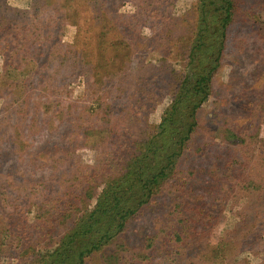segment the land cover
I'll return each mask as SVG.
<instances>
[{
	"label": "rangeland",
	"instance_id": "rangeland-1",
	"mask_svg": "<svg viewBox=\"0 0 264 264\" xmlns=\"http://www.w3.org/2000/svg\"><path fill=\"white\" fill-rule=\"evenodd\" d=\"M0 1L28 12L27 19L22 12L10 9L6 13L1 8L14 21L4 34L6 52L0 53V185L7 180L2 186H8L14 180L12 185L18 192L32 199L28 203L38 202L43 198L33 190L38 181H43L48 190H77L81 176L92 167L98 166L99 170L118 144L138 141L156 128L185 72L196 0H171V4L170 0H153L151 6L145 0ZM234 4L236 14L227 26L221 65L215 72L210 95L197 110L196 129L185 152L189 155V161L184 162L186 170L209 171L215 162L239 153V146L228 141L235 135L256 134L257 125L262 126L258 130L264 137V0H234ZM98 7L99 15L105 16L104 26L100 24L104 19H95ZM132 15L136 24L126 31L124 39L117 29L125 27ZM129 97L141 99L144 107L140 120L128 119L132 111ZM22 102L27 103L25 115L15 113ZM104 105L109 106V115L103 113ZM16 123L20 135L13 134ZM53 142L56 148L50 147ZM19 145L23 147L21 152ZM27 145L35 151L29 153ZM254 146L252 158L241 152L247 165H256L252 177L249 172L252 179L259 170L260 178L264 175L263 168H257L264 163L255 162L261 148ZM36 151L41 152L36 155ZM106 170L113 173L109 167ZM250 183L245 188L237 187L238 195H252ZM10 186L8 198L15 194ZM198 192L204 194L200 201L203 208L210 207L214 216H221L205 239L204 248L215 243L221 230L235 225L232 229L241 234L240 238L249 232L262 248L252 252L237 244L231 253L233 258L246 264H264V213H259L264 206L251 201L254 211L260 206L258 215L251 214L241 222L229 212L234 199L226 198L225 206H219L203 188ZM175 196L165 190L131 218L117 242L124 264H141L129 261L142 255L139 252L146 238L156 232L165 233L164 228L173 219L170 212ZM178 198L177 194L175 201H180ZM1 208L8 211L10 205L1 201L0 214ZM34 208L29 212V222ZM213 213L195 224L197 236ZM4 225V221L0 223V229ZM144 251L150 253L147 247ZM190 254L195 255L181 260L179 255L171 257L162 249L154 251V259L143 264H172L174 258L180 264H211L202 249ZM101 258L102 253L93 254L85 264H103Z\"/></svg>",
	"mask_w": 264,
	"mask_h": 264
},
{
	"label": "trees",
	"instance_id": "trees-1",
	"mask_svg": "<svg viewBox=\"0 0 264 264\" xmlns=\"http://www.w3.org/2000/svg\"><path fill=\"white\" fill-rule=\"evenodd\" d=\"M103 1L105 0H101ZM145 1L151 6L153 0ZM7 7L0 1V53L6 52L8 45L5 43L4 34L10 31L14 21L6 14L14 8ZM1 8L6 13L2 12ZM148 8L146 7V10ZM100 10L98 7L95 11L98 14L95 19H104L100 20L101 26H104L102 24L105 16L99 15ZM12 11L22 12L24 15L28 13L16 9ZM235 14L234 0H196L194 31L188 46L185 72L181 75L171 103L163 111L156 128L138 141L132 139L121 146L118 144L108 153L99 170L98 166L96 169L92 167L81 176L77 190L70 187L48 190L43 181H38L33 190L35 194H42L43 198L41 201L28 203L32 199L27 193L18 192L12 185L14 180L8 186H2L7 180L1 183L0 196L3 197H0V202L8 203L10 208L8 211L1 208L0 223L2 225L4 221L5 225L0 229V264H85L88 256L99 253H102L103 264H124L121 259L122 250L117 245L118 239L127 229L131 218L145 206L151 205L165 190L171 192L173 197L176 195L175 198L177 194L180 196V201L177 202L174 198L171 205L170 215L173 219L170 220V225L164 228L165 233L160 231L157 235L156 232V235L146 238L142 252H139L142 255L132 258L129 262L143 264L154 259V251L158 253L162 249L171 257L179 255L181 260H187L195 255L190 254L191 252L202 249L211 264H246V261L235 260L231 255L237 244L246 251H260V241L258 243L253 237L250 238L249 232L242 233L240 238L241 234L234 232L235 225L234 229L232 227L221 230L215 243L207 244L204 248L205 239H208L212 229L216 228L213 224H217L221 216L219 213L214 216L210 207L203 208L200 201L204 194L198 192V189L203 188V192H208V198H213L219 206H225L226 198L234 199L229 212L241 222H245V218L251 214L253 217L257 216L260 206L254 211L251 201L264 206V175L260 178L259 170L256 178H250L249 172L252 177L256 165H247L246 159H241V152L244 156L251 154L248 156L252 158L254 145L260 146L261 154L257 155L255 162L264 163V137L258 130L262 126L257 125L256 134L235 135L232 139L227 135L231 140L228 141L230 144L239 146V153L229 155L223 162H215L209 171L206 169L202 172L196 168L186 170L184 164L189 158V155L185 156V152L197 125V110L212 90L215 72L223 59L227 26ZM23 18L28 19V16ZM134 19L133 15L130 16L125 27L117 29L121 32L119 36L126 38V31L136 24ZM9 83L17 84L14 81ZM132 99L133 97L128 99L132 107L128 119L137 121L140 120L144 106L140 105V98L136 101ZM102 109L103 113L110 114L109 106L104 105ZM24 110H27L26 102L20 103L15 113L25 115ZM82 116L84 117L83 113ZM30 124L34 127L35 123ZM14 126L13 134L20 135L18 123ZM34 132L37 133V129H34ZM11 135L12 133L9 138ZM19 146L18 151L21 152L23 147ZM25 147L30 149L29 153L36 149L31 145ZM50 147L56 148V144L53 142ZM44 149L47 150V146ZM40 152L36 151L35 154ZM107 167L113 170V173L109 174ZM259 167L264 170V165L261 164L257 168ZM250 182L253 184L252 195H238L237 187L245 188ZM9 186L15 194H10L8 198ZM242 195L246 199H243ZM28 205L31 206L29 209ZM32 208L34 214L32 222H29L28 215ZM211 213L212 217L203 223L204 231L197 236L195 224H201L203 217H210ZM259 213L262 215L264 211L260 210ZM113 242V248L108 249ZM145 247L151 254L144 251ZM2 256L4 260L1 259ZM172 264L180 263L174 258Z\"/></svg>",
	"mask_w": 264,
	"mask_h": 264
}]
</instances>
